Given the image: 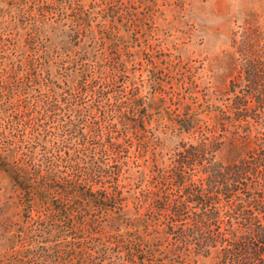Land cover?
Listing matches in <instances>:
<instances>
[{
    "label": "trees",
    "instance_id": "1",
    "mask_svg": "<svg viewBox=\"0 0 264 264\" xmlns=\"http://www.w3.org/2000/svg\"><path fill=\"white\" fill-rule=\"evenodd\" d=\"M156 2L0 0V264H264V46L205 82Z\"/></svg>",
    "mask_w": 264,
    "mask_h": 264
},
{
    "label": "rangeland",
    "instance_id": "2",
    "mask_svg": "<svg viewBox=\"0 0 264 264\" xmlns=\"http://www.w3.org/2000/svg\"><path fill=\"white\" fill-rule=\"evenodd\" d=\"M159 50L178 70L189 62L197 78L213 84L227 59L237 60L242 30H254L264 46V0H157ZM235 54V55H233ZM233 57L231 58V56ZM238 64V63H237ZM199 83V81L197 82ZM210 84V85H211ZM202 96V87L197 88Z\"/></svg>",
    "mask_w": 264,
    "mask_h": 264
}]
</instances>
